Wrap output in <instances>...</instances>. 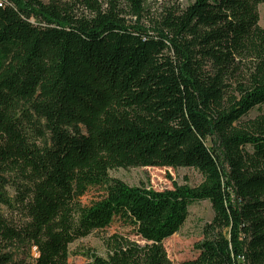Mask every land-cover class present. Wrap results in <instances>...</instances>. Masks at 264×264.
Here are the masks:
<instances>
[{"label": "trees", "instance_id": "obj_1", "mask_svg": "<svg viewBox=\"0 0 264 264\" xmlns=\"http://www.w3.org/2000/svg\"><path fill=\"white\" fill-rule=\"evenodd\" d=\"M81 1L89 16L0 0V264H68L71 244L114 221L136 241L114 234L85 264H172L162 243L198 202L213 216L180 264H264V114L250 116L264 107V0H193L151 29L144 0ZM129 168L202 182L109 177Z\"/></svg>", "mask_w": 264, "mask_h": 264}, {"label": "rangeland", "instance_id": "obj_2", "mask_svg": "<svg viewBox=\"0 0 264 264\" xmlns=\"http://www.w3.org/2000/svg\"><path fill=\"white\" fill-rule=\"evenodd\" d=\"M45 2V0H40ZM63 4L72 10L77 17L89 16L86 7L81 0H60ZM193 0H144L145 13L141 24L145 28L151 29L153 23L158 21L163 10L168 7L183 8ZM258 25L264 29V6L257 8ZM126 19L130 20L129 17ZM132 22V21H131ZM259 113L264 114V107L260 110H254L250 113L253 117ZM109 177L119 180L129 187H144L153 191L161 192L170 190L173 184L176 186L197 187L202 182V176L193 169H169V168H129L112 170ZM9 180L13 176L4 175ZM99 195L97 190L89 191L82 202L87 204ZM213 213L207 202H198L189 205L187 218L180 230L169 239L163 241V248L167 259L172 264H180L194 259L198 252L194 246L203 240V228L212 219ZM114 234L126 235L130 240L136 241V238L130 233V230L123 228L120 223L114 221L108 228L102 231H94L85 238L78 239L68 247V264H85L86 254H95L98 257H106V254L113 247L112 236ZM18 258V257H17ZM29 264V258L25 259Z\"/></svg>", "mask_w": 264, "mask_h": 264}]
</instances>
